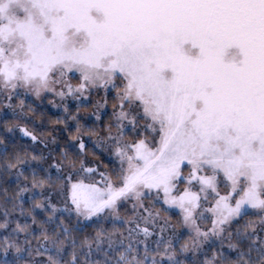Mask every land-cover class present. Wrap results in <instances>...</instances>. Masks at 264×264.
I'll return each instance as SVG.
<instances>
[{
	"label": "snow or ice",
	"instance_id": "snow-or-ice-1",
	"mask_svg": "<svg viewBox=\"0 0 264 264\" xmlns=\"http://www.w3.org/2000/svg\"><path fill=\"white\" fill-rule=\"evenodd\" d=\"M0 79L5 108L17 98L43 107L53 97L49 105L61 112L53 130L67 141L56 143L63 159L45 165L33 148L30 172L34 188L64 182L59 206L47 198L64 232L73 216L77 226H90L126 208L132 218L118 222L129 225L128 249L147 250L146 238L155 237L164 264L168 253L160 248L169 247L173 217L184 225L173 247L195 231L211 248L210 238L226 227L264 213V0H0ZM32 83L39 85L35 97L26 86ZM93 93L102 112L87 113L94 123L83 126L107 127V146L80 131L81 108ZM16 115L0 111V122ZM0 131L13 142L19 134L30 141L25 146L41 143L26 124ZM89 142L101 158L78 160ZM0 150L7 153V145ZM17 162L23 174L29 162ZM0 240L8 241L7 230ZM257 240L249 258L253 248L264 258ZM233 247L216 255H232Z\"/></svg>",
	"mask_w": 264,
	"mask_h": 264
},
{
	"label": "trees",
	"instance_id": "trees-1",
	"mask_svg": "<svg viewBox=\"0 0 264 264\" xmlns=\"http://www.w3.org/2000/svg\"><path fill=\"white\" fill-rule=\"evenodd\" d=\"M28 109L31 112H36L38 107L32 109L28 107ZM41 113L50 122V128L52 125L56 126L55 118L60 115L54 114L47 107L43 108ZM11 126L12 120L9 118L6 124L0 123V129L11 128ZM85 128V132L92 135H97L99 131L108 133V128L101 125L100 127L94 125L91 130ZM70 135L73 138L76 136L74 128ZM27 143H29L27 140H21L17 136L13 142L10 135H5L0 131V148L3 145L8 147L7 153L0 150V233H4L5 230L8 233V241L0 240V264H73V257L76 258L75 264H161L157 257L158 252L142 248L136 249L134 246L132 250H129L127 247L129 242L114 249H106L98 245L99 241L106 236L123 232L125 226L121 223L99 221L90 226L83 224L77 226L76 219L72 218L71 223L65 221L68 231L64 232L62 227L58 226L60 215L48 220L41 212H37L36 199L38 196L23 197L20 191V182H31L33 179L30 172V168L34 166L30 162L33 147L30 144L25 146ZM87 151V159L92 161L100 159L99 154L93 153L92 146H88ZM56 152L61 155L57 150ZM54 154L56 155L55 151ZM36 155L38 154L36 153ZM18 157L22 161L29 162L24 165L23 174H21L22 180L18 179V173H21V164L17 162ZM9 163L12 165L11 168L8 167ZM118 177L113 175L114 179ZM5 211H7V216ZM33 216H35V222L25 219ZM255 219L256 216L249 213L239 224L233 225L232 242L235 251L232 255L227 252L222 256L216 255L221 246L214 244L210 252L201 257V264H264V258H261L255 248L252 249L251 258L248 256V250L255 235L253 234L254 228L245 229L244 225L248 220L254 221L255 224ZM17 221L20 222L18 229L16 228ZM79 228L83 230H78ZM13 229H16L19 235L14 233ZM237 230L240 235L236 234ZM245 232L247 239L244 238ZM187 235L184 234L185 239L188 238ZM6 244L11 246L6 247ZM29 244H32V248L27 247ZM89 248H91V252H89ZM164 264L170 263L164 262ZM174 264L195 263L183 257Z\"/></svg>",
	"mask_w": 264,
	"mask_h": 264
},
{
	"label": "rangeland",
	"instance_id": "rangeland-1",
	"mask_svg": "<svg viewBox=\"0 0 264 264\" xmlns=\"http://www.w3.org/2000/svg\"><path fill=\"white\" fill-rule=\"evenodd\" d=\"M5 81L3 79H0V90H3L5 88ZM75 83V81H74ZM31 89V94L33 97L36 96V91L39 87L38 84L32 83L30 85H26ZM42 95V93H41ZM21 98H17L12 101V105L10 108H5L2 103H0V111H14L17 115L16 117H10L9 119L12 120V129H15L18 124H26L30 130H33L35 134L39 137L41 143L36 144V145H31L33 148L37 149L38 151L36 152L38 156L41 157V162L45 165L50 164L53 159L60 161L62 160V156L59 155L56 152V143L59 142L61 145H65L67 141L64 139L63 134L57 129L54 131L53 129L55 128V125H52V128H50V122L46 120V118L42 115L41 110L45 107L50 109L54 114L56 115H61V112L55 108H52L49 105V101L53 99V97H47L43 99V107H40V101L36 100H30L29 103L33 105V107H38V110L36 112H31L28 109L27 104H22L20 102ZM56 102L61 103V99L59 97H56ZM100 97L97 96L95 93L92 94V100L89 104L83 106L81 108V112L84 115V119L81 121V134L84 136H89L92 135L90 133L85 132L86 128L83 126L84 122H87L88 124H93L94 120L93 118L87 116L86 114L93 111V110H99L102 112V109L98 108L97 102L99 101ZM71 104L73 110H75L76 106V101L72 100L69 101ZM25 116L31 117V120L26 121L24 119ZM32 121H35L36 123L33 124ZM1 123V122H0ZM95 126L100 127V124L97 123ZM70 134V133H69ZM58 135H61L58 137ZM19 137V134L16 135ZM55 136L56 140L53 141L52 137ZM75 138V137H74ZM26 140V139H25ZM92 140L93 141H99L102 145L107 146V133H102L99 131L97 135H92ZM28 141V140H27ZM30 142V141H28ZM47 145V147H43V145ZM88 146H92V143L89 142ZM54 151L56 155L54 154ZM88 152V151H87ZM87 154L85 153L84 155L78 157V160L83 159L87 161H92L87 159ZM85 158V159H84ZM101 158V157H100ZM31 162V159H30ZM79 165H77L78 167ZM136 167L135 161L132 162V165L130 166V170L134 169ZM21 172V171H20ZM109 177L113 182L117 181V179L113 178V175L111 171L109 170L108 173ZM18 179L22 180L23 177L21 173H18ZM99 177H93L91 178L92 181L99 180ZM20 190L24 189L25 191L22 192L23 197H35L38 196L36 199V207L43 204L45 205L44 211L41 213L48 219L52 220L53 218L57 217L60 215V212L57 209H53L52 207L49 206V201L48 197H51V203L60 205L61 201L64 199L63 195V186L64 182L62 180H53L48 182L47 184L41 186H37L34 188L32 186V181L31 182H25L22 183L20 182ZM139 191H143L142 188L138 189ZM134 195V194H133ZM130 201L129 203H131ZM156 207H159L158 205ZM254 214L256 216L255 219V224H254V229H253V234L256 237H259V240L256 242L258 244H264V213L259 212V210H255ZM162 216H166L167 213H161ZM72 218H75L73 216ZM119 218H124V219H131V214L127 211L126 208H113L111 209L110 212L105 213L103 218L100 220L101 222L107 223V222H118ZM81 219H83L81 217ZM120 223V222H118ZM122 225L125 226V230L121 233L118 234H113L110 236H106L102 240L99 241L98 245L106 248V249H114L115 247H118L122 245L123 243L129 242L128 235H127V228L129 225L125 223H121ZM204 226H210L208 225L207 221L202 222ZM171 225L173 226L172 229L169 230L168 236H169V247L165 250L163 246H161L160 251H167L168 255L164 257V262L174 264L178 260H180L183 257H186L190 260H192L195 264H201V257L208 254L210 252V249L213 247L214 244H219L220 246H223L227 248L228 246H233L232 238H233V226L231 227H226L225 231L223 233L218 234L214 238H210L214 240V243L211 244V248L209 247V240H206L203 236L200 234L196 233L193 231V233L189 236L187 239H185V236L181 237L179 239L178 244H176L175 247L172 246V244L176 243V237L179 236L181 231L184 228V225L180 222L179 217L176 219L173 217L171 219ZM187 234V233H185ZM139 239L144 240L145 237L141 235ZM147 242L149 244V247L147 251H154V241L155 237H148L146 238ZM123 242V243H121ZM181 245H187L186 249H183ZM135 247V245L133 244ZM27 247L32 248V244L27 245ZM27 249V248H26ZM144 249V248H142ZM28 250V249H27ZM145 250V249H144ZM235 251V248L233 247V252ZM158 260L161 261V256L159 253H157Z\"/></svg>",
	"mask_w": 264,
	"mask_h": 264
}]
</instances>
